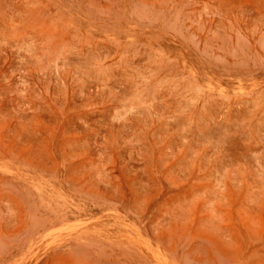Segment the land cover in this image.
Here are the masks:
<instances>
[{"label":"rangeland","instance_id":"1","mask_svg":"<svg viewBox=\"0 0 264 264\" xmlns=\"http://www.w3.org/2000/svg\"><path fill=\"white\" fill-rule=\"evenodd\" d=\"M0 264H264V0H0Z\"/></svg>","mask_w":264,"mask_h":264},{"label":"bare ground","instance_id":"2","mask_svg":"<svg viewBox=\"0 0 264 264\" xmlns=\"http://www.w3.org/2000/svg\"><path fill=\"white\" fill-rule=\"evenodd\" d=\"M151 252V251H150ZM161 256V255H160Z\"/></svg>","mask_w":264,"mask_h":264}]
</instances>
